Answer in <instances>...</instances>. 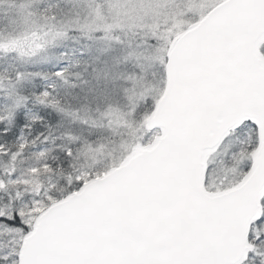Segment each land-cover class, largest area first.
<instances>
[{
	"label": "snow or ice",
	"instance_id": "obj_1",
	"mask_svg": "<svg viewBox=\"0 0 264 264\" xmlns=\"http://www.w3.org/2000/svg\"><path fill=\"white\" fill-rule=\"evenodd\" d=\"M0 264H264V0H0Z\"/></svg>",
	"mask_w": 264,
	"mask_h": 264
}]
</instances>
